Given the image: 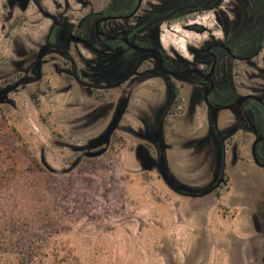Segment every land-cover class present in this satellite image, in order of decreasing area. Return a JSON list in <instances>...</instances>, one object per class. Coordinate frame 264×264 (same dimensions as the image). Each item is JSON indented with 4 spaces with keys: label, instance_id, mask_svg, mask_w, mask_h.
I'll list each match as a JSON object with an SVG mask.
<instances>
[{
    "label": "rangeland",
    "instance_id": "1",
    "mask_svg": "<svg viewBox=\"0 0 264 264\" xmlns=\"http://www.w3.org/2000/svg\"><path fill=\"white\" fill-rule=\"evenodd\" d=\"M219 17L213 9L164 24L162 46L190 57L188 47L220 40ZM27 18L11 33L36 50L48 21L35 10ZM9 45L3 66L14 59ZM263 60L264 43L255 62ZM43 70L40 83L0 106V264H264V170L251 162L250 135L223 139L224 180L209 193L205 107L188 115L181 90L159 134L169 186L154 142L134 133L164 101L159 81L90 93ZM247 83L264 87V77ZM117 117L109 143L99 144ZM227 120L221 114L218 128Z\"/></svg>",
    "mask_w": 264,
    "mask_h": 264
},
{
    "label": "flooded vegetation",
    "instance_id": "2",
    "mask_svg": "<svg viewBox=\"0 0 264 264\" xmlns=\"http://www.w3.org/2000/svg\"><path fill=\"white\" fill-rule=\"evenodd\" d=\"M209 7L220 9V40L211 38L203 47H188L190 57L173 48L166 51L161 27ZM29 10L48 21L36 50L11 33L12 28L26 24ZM7 40L14 59L9 58L4 66L0 60V106L11 104L10 93L40 83L45 66L52 75L62 76L58 80L68 88L75 85L90 93L132 90L157 80L164 87V101L148 110V118H138L144 130L134 133L154 142L164 117L177 115L172 106L185 89L188 115L195 104L205 107L206 128L200 142L214 163V176L205 190L216 191L218 182L224 180V138L250 135L251 162L264 170V87L247 83L258 75L264 77V60L261 67L255 62L264 43V0H177L170 4L163 0H0V58ZM223 113L227 124L218 128ZM154 150L158 158L163 155L158 143ZM185 194L200 196L202 191Z\"/></svg>",
    "mask_w": 264,
    "mask_h": 264
},
{
    "label": "water",
    "instance_id": "3",
    "mask_svg": "<svg viewBox=\"0 0 264 264\" xmlns=\"http://www.w3.org/2000/svg\"><path fill=\"white\" fill-rule=\"evenodd\" d=\"M141 2V0H139V3ZM2 102V99H0V103ZM204 103H205V105L208 107V108H210V105H209V103H208V101H207V99L205 98V100H204ZM117 121H118V117L116 118V119H114V121H112L111 122V124H110V126L108 127V129H107V131H106V133L103 135V137H102V139L100 140V142H99V144H102V143H109V138H110V136H111V134H112V132H113V130H114V128H115V125H116V123H117ZM154 143L155 144H159L160 146H161V141H160V136H159V132H157L156 133V135H155V141H154ZM255 144V143H254ZM96 144H94V146H95ZM253 150H254V147L252 148V152H253ZM101 154V152H96V153H87L85 156L86 157H97V156H99ZM253 160H254V162H255V164H257V165H259V163H258V161L253 157ZM159 166H160V173H161V175H162V177H163V179L166 181V183L169 185V186H171V181H170V179L167 177V173H166V165H165V158H164V156L162 155L161 157H159ZM150 167H152V166H150Z\"/></svg>",
    "mask_w": 264,
    "mask_h": 264
},
{
    "label": "trees",
    "instance_id": "4",
    "mask_svg": "<svg viewBox=\"0 0 264 264\" xmlns=\"http://www.w3.org/2000/svg\"><path fill=\"white\" fill-rule=\"evenodd\" d=\"M163 1L167 4H170V3H173L174 1H177V0H163ZM193 1H196V0H193ZM198 1H200V0H198ZM211 10H213V7L207 8V11H211Z\"/></svg>",
    "mask_w": 264,
    "mask_h": 264
},
{
    "label": "bare ground",
    "instance_id": "5",
    "mask_svg": "<svg viewBox=\"0 0 264 264\" xmlns=\"http://www.w3.org/2000/svg\"><path fill=\"white\" fill-rule=\"evenodd\" d=\"M192 23V22H191ZM189 24V23H188ZM195 24H196V22H195ZM177 31H179V29L177 30ZM175 32V31H174ZM172 33V32H171ZM185 35V34H184ZM171 36V35H170ZM182 37H183V35H182ZM185 37V36H184ZM163 39V38H162ZM169 39H170V37H169ZM168 40V39H167ZM172 40V39H171ZM160 41V40H159ZM169 41V40H168ZM163 42V41H162ZM161 42V43H162ZM165 42V41H164ZM167 42V41H166ZM181 42V41H180ZM168 43V42H167ZM164 44V43H163ZM167 45V44H166ZM162 47V46H161Z\"/></svg>",
    "mask_w": 264,
    "mask_h": 264
}]
</instances>
